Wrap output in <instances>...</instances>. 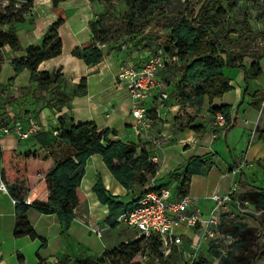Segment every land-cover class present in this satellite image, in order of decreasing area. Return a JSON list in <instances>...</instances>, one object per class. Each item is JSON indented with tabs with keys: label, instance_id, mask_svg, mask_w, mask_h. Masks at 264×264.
Returning <instances> with one entry per match:
<instances>
[{
	"label": "trees",
	"instance_id": "16d2710c",
	"mask_svg": "<svg viewBox=\"0 0 264 264\" xmlns=\"http://www.w3.org/2000/svg\"><path fill=\"white\" fill-rule=\"evenodd\" d=\"M6 1L7 4L0 8V50L5 45L11 48L19 47L16 23L26 20L25 16L32 6L31 1L22 4L16 0ZM62 1L65 0H52L53 8L56 10ZM100 1L107 7L111 5V0ZM126 2L129 6L128 11L120 18L127 33L132 34L137 28V31L142 33L148 28L154 42L158 32L164 29L169 30L163 44L157 47L154 44L149 53L162 47L164 65L161 69L169 63L178 64L180 79L177 86L182 103H189L191 91L195 98L200 100L204 96L210 99L222 96L231 89L232 86L222 72L226 66L242 68L246 79L257 78L264 72V68L260 67L258 61H253L246 67L238 60V54L226 49L231 41L228 40L227 35L221 34L222 21L226 16L222 0H203L197 11L189 4V0H126ZM60 10L39 44L28 45L23 56L10 59L16 73L23 69L30 72V81L36 83L35 90L51 91L52 89V96L46 103L54 106L65 104L71 96L86 89L85 77L75 83L71 91H66L64 89L66 78L60 68L51 71L38 69L42 61L58 56L62 52L59 28L64 23L66 15ZM107 13H109L108 9L90 21L91 38L71 52L87 65H96L103 60L101 46L112 37ZM260 92L256 90L253 95L258 97ZM1 93L3 95L4 90ZM231 110L230 104L223 103L210 106L208 112L212 116L218 112L223 113L224 128H227L231 123ZM233 121L234 124L238 123L236 117ZM193 122L194 119H188L185 127L196 134H203L206 126ZM1 125L4 126L5 122L0 121ZM56 127L59 131L58 139L69 150V153L61 159H56L54 154H51L46 143H43L46 149L41 153L37 149L18 151L14 148H4L0 143V180L15 200L12 236L14 238L27 236L31 240L39 238L41 247L46 246V239L40 237L30 224L28 210L34 208L42 214L55 213L64 228H67L74 218V209L79 204L77 190L85 174V164L91 155H100L113 178L127 190H132L135 186L141 191L148 179L159 170V165L149 159L151 155L146 149H137L135 143L117 138L114 129L98 128L93 120L75 123L72 117L65 113L58 117ZM48 157L54 160V166L44 176L46 186L40 190L44 198L26 199L28 189L26 183V189H24L22 182L27 177L29 161ZM209 167L210 163L206 156H189L175 190L181 195L188 193L192 176L208 172ZM12 178H20V183L9 184L8 180ZM91 190L95 193L97 200L107 207L106 223L110 227H115L118 224L116 217L132 202H124L120 196L113 195L105 187L99 175L92 184ZM43 191H46V194ZM257 194L260 195V200L264 204V188L257 191ZM145 240L151 253H158L160 261H164L160 242L155 237L142 235L107 248L95 257L86 255L71 258L69 255H63L56 264H141L142 260H137V257L139 255L141 257ZM210 244V249L215 256H218L219 253L215 251L213 243ZM173 253L175 250L171 254ZM232 254L229 253L228 258H221L222 263L231 264ZM16 255L22 262L23 255L19 252ZM36 255L41 263L43 259L38 252ZM256 256L257 251L254 253V257ZM143 258L146 256L144 255ZM193 264H211V262L202 253ZM250 264H255L254 260Z\"/></svg>",
	"mask_w": 264,
	"mask_h": 264
},
{
	"label": "rangeland",
	"instance_id": "374dc122",
	"mask_svg": "<svg viewBox=\"0 0 264 264\" xmlns=\"http://www.w3.org/2000/svg\"><path fill=\"white\" fill-rule=\"evenodd\" d=\"M202 1L203 0H189V4L194 6L197 11ZM22 3H25V1L21 2V4ZM222 3L226 11V16L222 21L223 30L221 31V34L227 35L228 40L231 41L226 49L233 50L235 54H238V60L246 67L250 66L253 61H258L260 67L264 68V0H222ZM6 4V0H0V8H3ZM95 5L96 7H92V13H95L96 17L105 12L106 9L109 11L106 15L108 17L110 34L112 37L105 45H102L101 48L105 54L115 52L117 55L121 56V63L119 65L118 72L123 62L127 60H134V58L144 57L147 53L152 51V46L154 44L156 47L163 44V41H165L168 35L169 30L164 29L157 33V39L153 42L151 36L149 35L148 28H146L142 33L137 31L138 28L136 29V32L132 34L127 33L120 18L126 11H128L129 8L126 0H111V5L108 7L99 0V4L95 3ZM65 8H68V6ZM59 10V8H56L57 15ZM60 11L65 13L63 8H61ZM42 18L43 16L39 14V26L44 19ZM31 21H34V19ZM61 34L66 41V46V34L64 31L61 32ZM3 60L4 56L2 50H0V121L5 122L4 126H8L11 124V121L15 119L18 120L23 127H25L28 114H31L36 121V130L33 135L25 140H20L15 135L17 140L13 144L17 145L18 143L19 149L25 150L33 146L31 143L35 140L37 135L49 134L52 141H55L53 145L48 147L49 151H51V154H54L56 159L63 158L69 153V150L62 147V144L58 139L59 131L57 130V125L50 126V124L46 121L42 122L40 120L41 117L38 114L40 110L26 111L24 110V106L17 107L15 104L16 102L13 103L14 106H10L9 103L13 99L9 96H7V99H1V91L3 88H6L7 83L12 80L10 76L13 74L12 67L7 64L3 69H1ZM222 72L228 79L232 88L225 92L222 97L218 96L214 98L216 99V102L223 103L229 101L233 103L231 123L227 128H225L230 130V132L228 134V138L225 139L227 131L223 129L224 127L210 129L209 125L212 117L206 113L201 115L203 118V124L210 129L208 131L209 138L214 139L215 143L208 152L204 151L205 147L201 145L200 147L197 146L198 148H196V151L197 153H200L201 156L207 157L210 163L209 170H211L209 173L204 172L203 174L196 175L197 178L195 179V182L191 186L189 192L198 194L203 192L211 194L217 192L222 194L228 191L231 184L235 182L236 190L233 193L231 202L219 205L218 209L214 211L218 221L216 230L219 236L217 238V242L215 243V240H213L212 243L215 247V251H218L219 255L215 256L212 252L213 250L210 248L207 252L205 251L203 255L207 257L211 264H224L222 263L221 258H228L229 253H233L232 258H230L231 264H250L252 260H254L255 264H264V204H262L260 200V195L257 194V191L264 188V162H261L264 160H261L260 158H246V151L249 145L264 141V72H262L257 78L248 79L245 78L244 71L240 67L226 66L223 68ZM158 74L160 79L165 81L166 88L169 87V85L171 86L170 89L167 88L168 96L181 101L178 86L174 84L175 81H179L180 79L178 64L176 62L169 63L166 67L161 69ZM19 80L22 83L20 87L28 89L31 95L39 93L40 96L47 95L46 97L49 98L52 96V89L51 91L48 90L44 92L43 90L38 89V91H34V89H32L34 88V82H30L27 85L26 79L21 77ZM256 90H262L258 97L253 95ZM240 91L241 94H239ZM43 93H45V95ZM244 98H246V100ZM40 99L36 100L37 106L39 107L40 103L42 105ZM195 99L196 98L191 91L190 101L187 104L192 107H200L201 109V105L196 103L197 101H195ZM242 102H244L245 105L244 109H247L245 110L244 116L241 115L243 110L240 111L239 118L245 117L248 121L242 120L240 124H234L233 120L236 117L237 109ZM254 103H256V105H254ZM46 109L49 111V108L46 107ZM258 110L260 112L257 114ZM11 113H13V115H11ZM256 115L257 119L254 121ZM259 115L262 116V119ZM187 120L188 117H184L179 122L175 123L177 126V130L175 132L182 130V128L186 125ZM4 126H0V142L3 146H7L11 142L9 143L7 138L8 136L3 135L1 131ZM250 127H252L250 130L247 129ZM10 136H12V134H10ZM37 141L38 145L36 144L34 148L41 153L46 149V145L39 140ZM168 149L169 158L165 154L164 161L162 160V157L164 156L163 151H159L160 153H155L153 155H157L161 162L158 172V181L163 184H167V186L171 188H175L180 182V179H177L179 178V174H177V172L183 168V164L186 161L185 158L193 152L189 150L187 151L184 146L178 145V143L174 140L168 143ZM244 153L245 155H243ZM240 160H243L244 163H241ZM227 164H230L232 169L239 170V174L236 175V172L235 178L232 174H228L227 169L229 166ZM175 166L177 167L174 168ZM232 169L229 171L232 172ZM43 170H45V166L43 164L41 165L35 163V161H31L29 163L30 181L33 182L35 180L36 173L40 176V173ZM91 173L92 170L91 167H89L86 173V182L84 183L89 182L87 181V178H90ZM222 174L224 175L221 176ZM25 178L22 182L24 189H26ZM9 184H13V182ZM85 185L86 184H84L83 187H85ZM133 187L135 188V186ZM33 196L41 199L44 198V195L39 189L34 191ZM79 196L82 197L83 195ZM93 196L96 197L95 194ZM120 197L124 202L132 200L131 194H126V192L121 193ZM211 208L213 207L211 206L210 208H205V216L209 214ZM32 212H36L34 208L30 213ZM31 221L35 223L37 230L49 240L48 245L41 247V240L39 238L31 240L27 236L17 238L19 240L14 244L13 241L16 238H14L12 233H10V223H8L7 237H5L6 233L2 231L0 232V256H3L5 264H38L39 258L37 257L36 252H38L40 257L43 259L45 262L44 264H53L55 262L54 259L61 258L63 255H69L71 258L79 255H90L95 257L99 254L102 245L104 244V238L106 242L105 244L113 247L118 240H121V238L129 237L130 232L132 236L136 234L135 231L129 232L127 228L118 223L115 227H109L108 231H102L104 236L102 239V237L97 236L92 231H88L83 226V240H80L78 244L72 241L62 243L61 240L64 235H61L62 229H60L57 225H54V222L52 223L48 216L43 215L40 219H36L33 215H31ZM63 232L65 233L64 229ZM146 242L147 241L145 240L143 243L141 257L140 255V258L137 257V260H142L141 264H176L177 262H181L183 260L182 254L175 250V253L164 258V261H160L161 259L158 256V253H151V250L149 246L146 245ZM22 244H24V246L21 248L20 245ZM13 247L16 248L15 251L12 250ZM16 251L23 255L22 263H20L17 258ZM256 251L257 256L254 257V253ZM144 255L146 258H143Z\"/></svg>",
	"mask_w": 264,
	"mask_h": 264
},
{
	"label": "crops",
	"instance_id": "0c3cea01",
	"mask_svg": "<svg viewBox=\"0 0 264 264\" xmlns=\"http://www.w3.org/2000/svg\"><path fill=\"white\" fill-rule=\"evenodd\" d=\"M20 4L21 2L31 1L32 6L30 8V11L25 16L26 19L24 22L16 23L17 28V35L19 38V47L18 48H11L8 45H5L2 48V53L4 56V60L1 64V69L4 68V66L7 64L12 67L13 74L10 76L12 80H10L9 83H7L6 88H3L4 94L2 95L1 99H7V96L11 97L13 100L9 103L10 106H14V102H16L17 107H23L24 110H40L38 114L40 115V120L46 121L50 124V126L57 125L58 123V117L61 114H67L72 117V120L75 123L85 122L93 120L95 124L98 126V128H104L109 127L111 129L116 130V137L121 139L122 141L126 142H133L137 145V149H146L150 155L158 154L159 151H163V157L162 160L164 161L165 154L169 158L168 155V143L170 141L174 140L178 143V145L184 146V148L187 149V151H192L193 153L191 155H200V153H197V146L200 147L204 146V151L208 152L213 147L215 141L214 139H210L208 135V131L211 129L212 121L214 120V116H212L208 109L212 105H220L223 103H228L231 106L233 105L232 102H216L215 98L209 99V97L204 96L202 99L197 100L196 103L201 105L200 107L194 106L192 107L189 104H184L181 101L174 99L172 97L168 96V89L169 87H165L166 83L165 81H162L160 79L159 74H157L155 79V86L154 88L149 92V95L145 101V105L149 110L151 121H152V127L150 129V137L153 139H156V144H153L149 138L145 137H138L134 134L132 130L131 123L134 122V118L131 114V99L129 95L128 88L126 86V83L120 82L116 79V76L118 74V69L120 65V55H117L115 52H109L107 54L103 53V60L96 64V65H87L83 62V60L75 57L72 55V50L81 45L82 43L88 41L91 38V31L89 28V23L91 20L96 18L95 13H92V7H96L95 3L99 4V0H65L62 1L58 8H63L65 10V21L59 28V35L62 40V52L58 56L46 59L42 61L38 69L39 70H54L57 68L61 69V72L63 76L66 78V86L64 89L66 91H71L72 86L75 83H78L81 78H86V89L83 92H79L78 94L71 96L69 100L66 101L65 104L62 105H47L46 101L49 99V97L46 96H40L39 93L36 95H31L30 91L28 89H23L24 87H20L22 85L21 81L19 80L21 77L26 79V84L28 85L30 81V72L27 69H23L21 72L16 73L14 71V68L10 62V59L13 57H20L25 54V48L30 44H39L47 31L48 26L57 18V12L53 8L52 0H17ZM68 6V8H65ZM44 11V13H43ZM43 16V21L41 25L39 26V14ZM34 19V21H31ZM63 29V30H62ZM65 32L66 39H67V45L66 41L62 37L61 32ZM150 53H147L142 58H134V61L136 64H140ZM161 75V74H160ZM175 85H178V81L174 82ZM36 83L34 82V91H35ZM31 89V91H32ZM37 91V90H36ZM44 92V91H43ZM166 93V97L162 98L161 93ZM262 92V90H261ZM45 95V93H43ZM241 94V91L240 93ZM41 97V99H40ZM222 97V96H221ZM37 99H40L42 102V105L40 102V107L37 106ZM246 100V98H244ZM15 100V101H14ZM20 100V101H19ZM216 102V103H215ZM196 105V104H195ZM244 102L239 105V108L237 109L236 118L238 120V124L242 122V120L248 121V119L245 117L239 118L240 111L243 110L242 116L245 115L244 109ZM47 108H49V111H47ZM206 109V110H204ZM257 110V109H256ZM232 111V110H231ZM260 111L258 110L257 114ZM203 113L209 114V116L212 117L211 123L209 125V128L206 127L207 130L203 134H196L193 130L186 128L185 126L182 128V130H177V126L175 123L179 122L184 117H188V119H194L193 123L197 124H203V118L201 115ZM186 114V115H185ZM13 115V113H11ZM31 115V114H28ZM262 119V116L259 115ZM258 116V117H259ZM257 119V115L254 118V121ZM260 119V118H258ZM187 123V122H186ZM254 123V122H253ZM224 126L220 127L223 128ZM253 127V125H252ZM247 128V129H251ZM48 128V127H47ZM226 130L225 139L228 138V134L230 130L223 128ZM175 132V133H174ZM213 135V133H212ZM8 136L9 143L7 146H3L4 148H14L18 151H25V150H35V145L38 143L37 140H39L42 143H46L48 147L50 145H53L55 141H52V138L49 136V134L45 135H37L35 137V140L32 141L30 148L27 149H19L18 143L13 144L16 142L15 135H5ZM61 143V142H60ZM245 144V142L243 141ZM62 144V143H61ZM38 145V144H37ZM157 145V147H156ZM62 147H67L62 144ZM159 148V149H158ZM67 151V150H65ZM167 152V153H166ZM189 155V156H191ZM245 155V153L243 154ZM187 156V158L189 157ZM246 158L248 159H258L264 160V141L253 143L248 146L246 151ZM187 158L186 161H187ZM244 160V158H243ZM243 160H240V162L244 163ZM31 161H35L37 164H43L45 166V170L41 171L40 176H35V180L33 182L30 181V175H29V165H28V174L25 178V183L27 186V196L26 199H33V193L36 189L43 190L46 186L44 176L53 166H54V160L51 157H48L47 159H31ZM186 161L183 164V168L180 169L177 174H179V178L182 174V172L185 169ZM264 162V161H261ZM232 164V163H231ZM228 167V174H232L229 170L232 169V166L230 164H227ZM91 167L92 173L90 178H87L86 182V173L87 169ZM175 166L174 168H176ZM172 170V169H171ZM211 170V169H210ZM208 171V173L210 172ZM157 171V184L158 185H166L158 181L159 176ZM239 174V170L236 175ZM97 175L101 176L103 183L105 184V187L113 194L121 196V193L126 192V194H131L132 198L134 195V191H138L136 188H133L132 190H127L123 186H121L111 175L107 167L105 166L102 157L98 154L91 155L86 164H85V174L81 180V184L77 190L78 196L83 195L82 197L79 196V204L74 209V218L69 223L67 228H64L63 224L58 220L55 213L52 214H42L38 211L31 212V210H28L27 216L29 219L30 224L32 227L37 231L36 233L40 237H45L41 232H39L35 226V223L31 221V215H33L36 219H40L43 215L48 216L52 223L54 222V225H57L61 231V235L64 234L61 240L62 243L66 242H76L79 243L80 240H83V229L84 226L88 231H90V227H99L102 228V231H108L109 225L106 223V217L108 215V210L106 205L101 204L96 197L93 195L95 194L91 190V186L94 183ZM222 174L221 176H223ZM226 175V174H225ZM234 175V178L235 176ZM177 178V179H179ZM196 175H193L191 178V182L189 185V190L191 189V186L195 182ZM9 183L15 184L20 183V178H12L8 180ZM85 187H83V185ZM172 188V193H173ZM188 190V194L197 197L199 200L198 207L203 216L206 215V207H211L214 203L212 201H207L204 198L211 195V193L203 192V193H190ZM44 194H46V191H43ZM83 192V193H81ZM94 193V194H93ZM217 193V192H215ZM213 194V193H212ZM96 196V195H95ZM13 198L10 196L8 191L2 192L0 191V232H4L5 237L8 235V223H10V233H12L13 226H14V203ZM123 200V199H122ZM130 202V201H128ZM111 228V227H110ZM127 228V227H125ZM63 229L65 230V233L63 232ZM130 231H134L133 229L127 228ZM184 231V235L188 237L189 235H193L195 233L194 230L190 228L184 227L181 229ZM135 234L132 236L130 232L129 237L121 238V240H118L114 246H116L118 243L122 241H128L129 238H134ZM99 237H102L103 234ZM13 238V237H12ZM46 239V245H48L49 240ZM19 239H15L13 242L14 244ZM105 238H104V244L102 245V248L99 252V254L102 253L103 250L107 248H112L105 244ZM24 244L20 245L22 248ZM113 246V247H114ZM15 247L12 248V250L15 251ZM209 249V248H208ZM208 249L204 248V252L208 251ZM18 252V251H16ZM15 252V253H16ZM97 254V255H99ZM82 256V255H79ZM78 257V256H75ZM74 258V257H73ZM57 259H54V263L56 264ZM22 263V262H20ZM45 262L42 260L41 263L38 262V264H44ZM0 264H5L3 256H0Z\"/></svg>",
	"mask_w": 264,
	"mask_h": 264
},
{
	"label": "built area",
	"instance_id": "2783aa9c",
	"mask_svg": "<svg viewBox=\"0 0 264 264\" xmlns=\"http://www.w3.org/2000/svg\"><path fill=\"white\" fill-rule=\"evenodd\" d=\"M164 65V50L162 47L150 53L140 64L134 60H127L120 66L116 79L126 83L131 99V114L134 122L131 123L134 134L138 137L149 138L153 144L156 139L150 137L152 121L145 101L149 92L155 86L158 71ZM161 97H166L162 92ZM26 126L23 127L18 120H12L11 124L4 126L1 131L3 135H16L20 140L29 138L36 130V121L32 115L26 118ZM225 117L218 112L214 116L211 129L224 126ZM254 132V131H253ZM149 159L160 167L157 155H151ZM238 172L232 169L234 176ZM157 172L150 177L141 191H134L132 203L121 212L116 221L124 227L133 229L140 236L155 237L160 242V249L164 258L169 256L173 250L181 253L183 260L176 264H193L198 257L204 253V248H210L212 241L217 242V217L214 213L219 205L231 202L236 190L235 182L225 193H213L204 199L212 201L209 214L203 216L199 210L197 197L188 193L179 194L175 189L166 185L157 184ZM0 190L6 191L5 184L0 180ZM15 200H13V203ZM184 227L195 231L193 235L186 237ZM90 231L97 236L102 235V228L90 227Z\"/></svg>",
	"mask_w": 264,
	"mask_h": 264
}]
</instances>
